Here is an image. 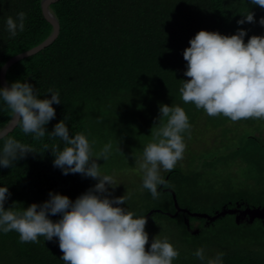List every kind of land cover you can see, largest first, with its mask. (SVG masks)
Returning <instances> with one entry per match:
<instances>
[{"label": "trees", "instance_id": "1", "mask_svg": "<svg viewBox=\"0 0 264 264\" xmlns=\"http://www.w3.org/2000/svg\"><path fill=\"white\" fill-rule=\"evenodd\" d=\"M50 8L60 23L55 39L14 62L6 73L9 85L29 82L40 98L51 97L49 88L59 91L61 103L53 105L56 116L46 125L48 132L67 116L70 134L85 133L95 141L94 152L111 141L109 159L98 163L103 173L114 176L124 163L136 166L135 157L153 139L161 104L180 105L189 117L183 159L170 172L161 169L166 184L158 186V199L143 189L137 166L132 184L121 182L106 193L118 197L128 192L121 207L147 218L146 250L166 232L179 251L173 264H206L221 252L223 264H264L263 216L237 211L210 219L193 214L264 210V119L212 117L194 104H184L179 91L188 79L183 52L200 30L233 35L243 28L247 43L253 35L264 36L259 23L264 8L247 0H57ZM249 9L255 22L238 24ZM21 11L26 13L24 31L10 38L7 17ZM52 29L41 0H0V71L9 58L42 43ZM11 116L0 98V128ZM210 131L216 134L211 143L206 137ZM10 134L37 152L13 167H0V187L8 186L11 193L5 208L42 204L50 192L75 201L98 182L81 174L64 175L53 166L54 155L45 145L62 150L59 138L46 133L35 140L18 127ZM60 218L50 216L54 222ZM38 239L21 243L15 231H0V264H64L58 239ZM201 247L205 261L194 255Z\"/></svg>", "mask_w": 264, "mask_h": 264}, {"label": "clouds", "instance_id": "2", "mask_svg": "<svg viewBox=\"0 0 264 264\" xmlns=\"http://www.w3.org/2000/svg\"><path fill=\"white\" fill-rule=\"evenodd\" d=\"M247 2L264 8V0ZM241 14L238 24L255 22L250 9ZM25 19L23 11L15 18L7 17L10 38L24 31ZM259 23L264 26V17ZM246 35L243 28L233 35L200 30L190 40V46L183 52L187 61L184 75L188 79L183 80L179 89L184 104H194L209 116L223 115L233 122L264 119V36L253 35L245 43ZM47 93H51L50 98H40L38 90L22 80L0 87V98L12 113L9 124L0 128L3 140L0 167H13L29 153L37 152L10 134L18 127L35 140L46 133L59 138L65 145L62 150L59 145L53 148L45 145L54 155L53 166L62 169L64 175L81 174L98 182L75 201L50 192L49 199L42 204L34 202L23 209H17L15 203L5 208L11 193L8 186L0 187V231H15L21 243H39V237L48 241L58 239L64 264H173L179 251L167 238L156 236L150 250H146L147 218L121 207L129 199L128 192L118 197L106 195L109 188L114 190L119 185L112 175L101 171L98 163L100 159L105 162L109 159L112 142L94 152L95 141L90 142L85 133L70 134L67 116L48 132L46 125L56 116L53 105L61 103V97L53 88ZM159 112L158 123L151 130L152 141L139 158L134 156L135 165L143 173L142 187L150 191L153 199L159 198L158 186L166 184L161 169L170 172L183 159L186 148L183 134L191 128L182 106L161 104ZM57 214L61 215L59 220L50 219ZM194 255L201 261L206 259L202 247ZM223 255L217 253L206 264H223Z\"/></svg>", "mask_w": 264, "mask_h": 264}, {"label": "water", "instance_id": "3", "mask_svg": "<svg viewBox=\"0 0 264 264\" xmlns=\"http://www.w3.org/2000/svg\"><path fill=\"white\" fill-rule=\"evenodd\" d=\"M57 0H42V9L45 13V15L47 16V18L51 21L52 25H53V29L51 34L40 44H38L37 46L26 50L24 52H21L17 55L12 56L11 58H9L5 64L2 66V69L0 71V79H1V83L4 86H9V84L7 83V79H6V73L8 68L17 60L24 58L26 56H29L35 52H37L38 50L46 47L47 45H49L57 36V34L59 33V29H60V23L58 18L55 16V14L50 10L49 8V4L51 2H54ZM9 124V122H8ZM7 124V125H8ZM186 211V210H185ZM240 211L241 213H248L251 214L253 216H263L264 217V210H256V209H250V208H246L245 210H240V209H223V211L221 212H217L216 214H214L213 216L208 215L207 213H193L195 216H204V217H208L210 219H215L223 214H226L228 212L232 213V212H237ZM238 218H240V216H238ZM237 218V220H238Z\"/></svg>", "mask_w": 264, "mask_h": 264}, {"label": "rangeland", "instance_id": "4", "mask_svg": "<svg viewBox=\"0 0 264 264\" xmlns=\"http://www.w3.org/2000/svg\"><path fill=\"white\" fill-rule=\"evenodd\" d=\"M215 135L216 134H213V132L210 131L208 133V135L206 136L208 138L207 141L210 143L213 142ZM219 139H221V138L219 137ZM123 166H124L123 170H117L113 177L115 178V180L118 184L121 182H123V184H125V185L132 184L136 180V178H138V174H137L138 170L136 169V166L131 167L125 163L123 164ZM121 186H123V185H121ZM129 187H131V186H129ZM160 234H161L162 239H165L168 237L166 232L165 233L160 232Z\"/></svg>", "mask_w": 264, "mask_h": 264}]
</instances>
